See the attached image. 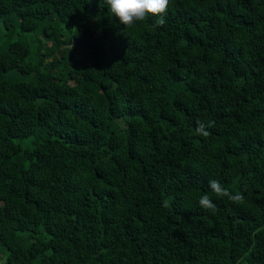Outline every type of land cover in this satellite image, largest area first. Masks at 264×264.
I'll use <instances>...</instances> for the list:
<instances>
[{
  "label": "trees",
  "instance_id": "16d2710c",
  "mask_svg": "<svg viewBox=\"0 0 264 264\" xmlns=\"http://www.w3.org/2000/svg\"><path fill=\"white\" fill-rule=\"evenodd\" d=\"M154 19L0 0V264H264V0Z\"/></svg>",
  "mask_w": 264,
  "mask_h": 264
},
{
  "label": "clouds",
  "instance_id": "9594fccd",
  "mask_svg": "<svg viewBox=\"0 0 264 264\" xmlns=\"http://www.w3.org/2000/svg\"><path fill=\"white\" fill-rule=\"evenodd\" d=\"M104 4L107 5L111 16L115 17L124 27H132L138 21H144L149 17H153L155 19L152 27L156 28L162 27L165 24L170 0H104ZM196 124L197 133L204 137L210 135V132L206 128L214 126V122L205 124L200 120H197ZM209 188L217 197H226L229 201L237 204L244 202L242 193L236 192L233 194L216 179L209 181ZM198 203L201 208L206 210H215L216 208L215 203H213V200L207 194L200 196Z\"/></svg>",
  "mask_w": 264,
  "mask_h": 264
},
{
  "label": "rangeland",
  "instance_id": "374dc122",
  "mask_svg": "<svg viewBox=\"0 0 264 264\" xmlns=\"http://www.w3.org/2000/svg\"><path fill=\"white\" fill-rule=\"evenodd\" d=\"M6 30L3 28L1 22H0V44H5V37H4V32ZM18 38V36H13L10 40H16ZM29 40H31V38H28Z\"/></svg>",
  "mask_w": 264,
  "mask_h": 264
}]
</instances>
